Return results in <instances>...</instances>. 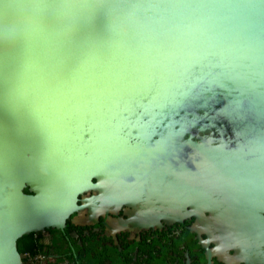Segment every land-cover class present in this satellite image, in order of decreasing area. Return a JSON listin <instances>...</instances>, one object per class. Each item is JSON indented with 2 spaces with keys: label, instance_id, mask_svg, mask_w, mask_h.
I'll list each match as a JSON object with an SVG mask.
<instances>
[{
  "label": "water",
  "instance_id": "obj_1",
  "mask_svg": "<svg viewBox=\"0 0 264 264\" xmlns=\"http://www.w3.org/2000/svg\"><path fill=\"white\" fill-rule=\"evenodd\" d=\"M122 206L264 258V0H0V264Z\"/></svg>",
  "mask_w": 264,
  "mask_h": 264
},
{
  "label": "flooded vegetation",
  "instance_id": "obj_2",
  "mask_svg": "<svg viewBox=\"0 0 264 264\" xmlns=\"http://www.w3.org/2000/svg\"><path fill=\"white\" fill-rule=\"evenodd\" d=\"M94 194L84 193L80 199ZM135 218L132 207L97 216L82 208L61 230L29 235L26 242L32 249L21 256L41 255L43 264H264L260 251L226 242L216 229L198 226L193 217L148 225Z\"/></svg>",
  "mask_w": 264,
  "mask_h": 264
},
{
  "label": "built area",
  "instance_id": "obj_3",
  "mask_svg": "<svg viewBox=\"0 0 264 264\" xmlns=\"http://www.w3.org/2000/svg\"><path fill=\"white\" fill-rule=\"evenodd\" d=\"M21 257L23 258L22 264H43L41 255L31 257L29 253H24Z\"/></svg>",
  "mask_w": 264,
  "mask_h": 264
},
{
  "label": "trees",
  "instance_id": "obj_4",
  "mask_svg": "<svg viewBox=\"0 0 264 264\" xmlns=\"http://www.w3.org/2000/svg\"><path fill=\"white\" fill-rule=\"evenodd\" d=\"M24 192L27 193V190H24ZM28 236L22 237L17 242V248H18V251H19L20 254H22L23 252H25V250L32 249V245L31 244H27V242H26Z\"/></svg>",
  "mask_w": 264,
  "mask_h": 264
}]
</instances>
